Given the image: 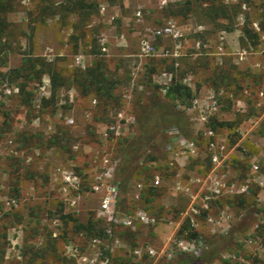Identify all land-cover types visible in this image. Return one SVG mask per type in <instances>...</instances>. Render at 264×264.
Masks as SVG:
<instances>
[{
  "label": "rangeland",
  "instance_id": "rangeland-1",
  "mask_svg": "<svg viewBox=\"0 0 264 264\" xmlns=\"http://www.w3.org/2000/svg\"><path fill=\"white\" fill-rule=\"evenodd\" d=\"M91 1L98 4V11L85 26L79 24L78 15L58 7L64 0H17L19 8L8 15L10 31L0 42V80H4L1 74L23 66L31 56L57 62L66 76L76 70L86 71L103 59L118 86L114 98L101 102L93 94L84 95L67 85L56 91L53 102L51 79L44 76L35 85L31 108L19 105L17 92L9 96L1 93L0 264H179L188 256L210 258L208 245L222 237H229V243L224 242L227 249L213 261L199 264H264V31L259 24L264 0H168L166 4L163 0ZM213 1L225 6L241 4L232 32L209 21ZM139 11L141 21L136 15ZM170 21L183 35L181 56H141L139 42L145 30ZM246 28L257 37L246 35ZM154 45L159 54L174 48L169 38L158 39ZM78 56L85 58V67L75 65ZM163 69L171 70L174 76L169 88L182 81L202 101L210 95L218 98L220 108L210 115L208 127L217 122L234 124L232 128L217 126L215 131L217 139L228 146V159L221 172L225 176L222 195L209 200V209L194 217L198 227L181 234L183 222L190 220L184 213L191 199L166 187L153 199L147 187L135 203L132 198L137 191L131 184L121 210L128 212L137 205L157 216V225L117 226L110 238L106 230L103 237L75 231L74 222L65 218L68 214L83 223L93 220L103 225L97 217L98 195H93L99 159L104 153L119 159L124 140L131 138L137 127V107L154 91L174 105L169 89L163 93L156 82ZM222 73L229 79L218 91L214 82ZM150 77L152 85L148 86ZM3 82L8 87L16 84L11 79ZM175 108L185 113L191 124L189 137L198 142L204 156L208 139L202 126L192 121L194 116L188 108ZM119 114L132 120L129 128L121 137L110 134L104 140L105 125H115ZM71 118L73 125L68 123ZM61 128H68L73 139L64 148L49 147L48 140ZM25 133L34 137L25 138ZM151 155L157 158V165H148L149 180L162 172L161 162L166 159L160 147L152 149ZM181 163L183 167L175 172L179 177L172 176L171 181L177 177L189 185L197 174L206 178L212 169L202 158ZM253 165L259 170L253 171ZM62 168L72 169L81 177L84 199L79 212L69 205L62 191L58 173ZM190 188L199 195L198 204L212 196L210 185ZM223 217L228 224L218 227L216 222ZM195 231L198 237L189 238ZM94 239H106L110 249L94 246ZM181 240L194 250L184 251L178 246ZM73 248L87 261L72 257L69 249ZM224 255L231 259H224Z\"/></svg>",
  "mask_w": 264,
  "mask_h": 264
},
{
  "label": "trees",
  "instance_id": "trees-1",
  "mask_svg": "<svg viewBox=\"0 0 264 264\" xmlns=\"http://www.w3.org/2000/svg\"><path fill=\"white\" fill-rule=\"evenodd\" d=\"M58 7L68 14L78 15L79 24L82 26L88 25L89 20L96 15L98 11V4L91 0H64ZM18 8L19 3L17 0H0V42L8 37L10 31L11 23L8 21V15L15 12ZM240 11L241 4L239 3L232 6H225L223 4H216L213 1V10L210 13L209 21L227 32H232L235 28V17ZM259 17L260 28L264 31V8ZM245 34L250 37H257L258 35L248 28L245 29ZM177 59H174V62H177ZM174 65H176V63H174ZM163 70L171 72V70ZM65 71L64 68H60L57 62L49 63L44 58L31 56L28 60H25L23 66L10 69L7 74L1 75L4 77L3 81L11 79L12 82L16 83L15 87L11 85L10 87L18 89L17 99L19 105L28 108H31L33 104L35 85L40 83L44 76H49L51 79L53 87L51 101L53 102L56 97V91L67 85L77 87L84 95L89 96L93 94L97 101L104 102L115 97L114 91L118 86V82L110 78L103 59L95 61L86 71L76 70L69 76L64 74ZM222 75L223 76L214 82V86L218 91L221 89L220 84L225 83L227 79H229V76L226 74L222 73ZM150 78L147 82L148 86L152 85V78ZM20 79H22V82H18ZM3 81L0 80V95L2 93V87L8 84ZM158 88L160 89L159 86ZM168 92L171 100L174 101V105L165 102L160 98L159 94L154 91L145 102L137 107V127L135 128L133 136L124 140L123 148L119 155V163L115 172V178L120 186L119 206H121V202L126 199V195H128L127 190L131 184L135 186L136 181L140 177L149 180L148 172L150 168L148 165L157 160L156 157L151 155L152 149L160 147L165 151V156H167L166 147L174 141V138L168 134L169 129L177 128L181 136L190 138L191 124L185 113L181 110H177L175 107L181 105L190 109L193 101L196 99L194 90L183 84L182 81H176L170 86ZM9 116L10 114H8L7 117ZM10 124L11 121L8 120L7 125L10 126ZM217 126L232 128L234 124L232 122H217L215 125L213 124V127H210L216 131ZM29 136L34 137L30 133L24 134L25 138ZM43 136V134L39 135L41 138ZM72 139L73 137L69 129L61 128L47 143L49 147L56 146L58 148H64ZM141 162H144V165H141ZM163 171L164 168L162 172ZM164 174L167 178L171 175L169 173ZM148 189L151 193L150 197L154 199L158 192L165 188H153L149 186ZM65 218L74 222L75 231L77 232H82L83 234L88 233L89 236L93 234H97L95 236L98 237L104 236L106 229L100 222L88 220L86 223H83L70 214L66 215ZM190 229L189 220H185L181 226L180 232L183 234ZM198 235L196 231L191 232L189 238H196ZM228 238L229 237L216 238L210 242L208 251L206 252L207 254L210 253V258H194L188 256L179 264H199V262L213 261L217 258L220 251L227 249L228 245H225L224 242L227 241L229 243ZM139 264L145 263L141 262Z\"/></svg>",
  "mask_w": 264,
  "mask_h": 264
},
{
  "label": "built area",
  "instance_id": "built-area-1",
  "mask_svg": "<svg viewBox=\"0 0 264 264\" xmlns=\"http://www.w3.org/2000/svg\"><path fill=\"white\" fill-rule=\"evenodd\" d=\"M168 0H163V4H166ZM138 21L142 20V12L139 11L137 14ZM171 39L174 42L173 50L163 51L162 54H159L157 47L154 45V42L158 39ZM183 35L179 28L173 21L168 22L167 24L155 28V29H146L145 34L141 37L139 42L140 55L145 57H180V52L184 48L183 44ZM103 51L106 52L107 49L103 48ZM75 65L78 67H85V58L78 56L75 58ZM173 80V74L166 70H163L159 75L156 76V82L161 86L163 93H166L169 89V84ZM13 91V92H12ZM2 92L6 95H12L13 93L18 92V89L11 90L10 87L4 85L2 87ZM96 103V100L93 101ZM220 108V102L218 98L214 95L208 96L204 101L202 99L196 98L193 101L192 107L189 111L193 114L192 121L199 123L202 126V131L204 136L208 139L207 149L208 152L204 153V156L200 152V147L197 141L194 139L183 137L180 135V132L177 128H171L168 130V134L174 138V141L166 147V159L164 162H161L164 167V173L171 174L169 178L165 177L163 172H157L154 174L152 179L146 180L143 177H140L136 183L135 188L137 193L133 196V201L136 203L140 201L142 192L147 187L153 188H169L177 195H182L189 197L191 203L187 210L184 213V217L187 219L190 218V226L198 227L197 220L194 218L201 214L202 212L209 209L208 201L219 197L224 191V175L221 174L222 169L228 159V146L226 142L220 141L217 139L216 132L208 127V121L210 115L217 111ZM117 122L115 125H105V130L102 134L104 140H108L111 135L114 137H121L124 135L125 130L129 128L131 123L130 118H124L122 114H119L117 117ZM69 125L75 124L73 118L68 120ZM208 160L211 164V171L205 178V176L197 174L195 177L190 179V183L184 184L181 180L177 179L179 177L175 174L182 166V161H191L198 159ZM119 159L114 158L111 154L104 153L99 159V170L97 175V182L94 186L93 195H98L99 207L97 210V217L103 222V225L106 228V233L108 238L113 234V229L117 226L131 229L136 228L139 225H152L155 226L159 223L157 216L150 214L147 210L134 206L128 212H123L119 206L120 198V186L115 178L116 168L118 166ZM157 165V162H154ZM259 166L253 165V171H258ZM60 179L63 184V193L66 197L69 205L73 207L76 211H80L81 200L84 199V196L81 194L82 190V180L81 177L72 169H60L58 170ZM172 176H177L175 181H171ZM191 186H203L210 185V190L212 191L211 197H205L202 201V204H198L199 195H194L192 192ZM215 196V197H213ZM70 198V199H68ZM216 222L218 227H224L225 224H228V220L223 217L219 218ZM93 245H103L106 249H110V245L106 239H94ZM178 246L186 252L190 250V243L181 240L178 242ZM72 257L78 258L79 261H87L85 256H82L81 253L76 249H69ZM154 254L152 250L150 252ZM224 259H231L230 255H224ZM105 264V263H103Z\"/></svg>",
  "mask_w": 264,
  "mask_h": 264
},
{
  "label": "crops",
  "instance_id": "crops-1",
  "mask_svg": "<svg viewBox=\"0 0 264 264\" xmlns=\"http://www.w3.org/2000/svg\"><path fill=\"white\" fill-rule=\"evenodd\" d=\"M173 80H174V76H173ZM173 80H172V82H173ZM172 82H171V83H172Z\"/></svg>",
  "mask_w": 264,
  "mask_h": 264
}]
</instances>
